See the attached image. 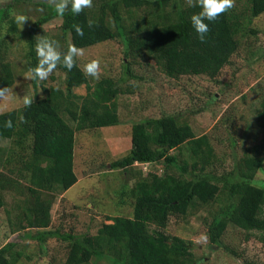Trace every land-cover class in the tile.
<instances>
[{
  "label": "trees",
  "instance_id": "16d2710c",
  "mask_svg": "<svg viewBox=\"0 0 264 264\" xmlns=\"http://www.w3.org/2000/svg\"><path fill=\"white\" fill-rule=\"evenodd\" d=\"M187 1L92 0V5L79 14L71 11L69 3L61 15L51 0H6L0 1V31L5 30L6 35L19 32L18 16L13 10L18 4L31 3L43 13L28 29L25 59L30 70L39 61L36 44L46 37L44 26L61 18L62 38L70 37L77 49L123 39L127 45L123 62L126 75L131 73L128 59L145 54L169 76L204 74L216 78L231 65V56L240 49L247 34L258 36L252 25L254 19L264 15V0H248L245 11L232 3L215 20L205 19L209 31L203 41L191 23V16L202 10L201 5L199 0ZM140 12L144 14L135 16ZM130 19L133 22L129 23ZM77 26L81 33L76 31ZM1 36L0 32V89L9 91L15 74L6 57L10 45ZM62 38L52 35L50 40L57 46ZM63 55L56 68L66 74V91L45 88L43 98L0 113V138L11 143L9 148L0 147V211L7 204L3 196L6 192L25 197L26 188L34 201L28 207L31 200L26 199L28 205L20 207L21 215L15 220L10 218L13 228L44 229L42 241L66 242L65 262L54 264H102L104 260L107 264H195L193 242L169 236L164 230L172 216L187 218L200 206L215 204L212 221L204 218L210 249L224 247L231 251L222 240L230 227L264 239V182L256 179L264 163V139L246 149L233 170L219 176L217 171L211 172L217 160L211 139L197 135L189 120L181 115L135 123L130 151L111 164L112 170H127L136 164L163 165L164 174L140 172L129 191L123 189L117 204L130 203L132 212L123 208L118 215L108 216L112 222L104 223L96 234L49 231L52 200L43 196L52 193L54 201L57 192L68 191L77 184L76 134L120 124L117 98L121 91L117 81L108 77L92 83L76 56L74 67L68 70L62 63ZM84 85L88 90L85 96L74 94ZM213 98L217 100L215 95ZM257 109L264 135V96ZM9 120L11 127L6 126ZM237 142L233 139L234 149ZM183 148L189 152L187 158L175 154ZM172 168L180 175H174ZM22 180L28 186H23ZM6 213L9 214L7 209ZM16 247L17 243L11 242L0 249V264H16L22 256Z\"/></svg>",
  "mask_w": 264,
  "mask_h": 264
},
{
  "label": "rangeland",
  "instance_id": "374dc122",
  "mask_svg": "<svg viewBox=\"0 0 264 264\" xmlns=\"http://www.w3.org/2000/svg\"><path fill=\"white\" fill-rule=\"evenodd\" d=\"M0 1L3 3L6 0ZM247 2L233 0L240 11H245ZM13 13L24 16L26 20L23 24L19 23V32L14 35H6L4 28L0 31L1 38L10 45L6 57L15 74L14 85L0 96V113L23 107L26 99L34 101L43 98L45 88L56 87L66 91V74L62 70L55 68L46 79L36 78L35 81L27 66L28 29L43 12L29 3L18 4ZM123 14L124 17L128 15ZM143 14L140 12L135 16ZM61 24L62 19L56 18L45 25V36L49 39L52 35L62 38ZM252 28L257 30L258 36L247 34L248 37L241 41L240 49L231 56V65L223 68L216 78L204 74L169 76L145 54L128 59L131 73L126 75L123 62L126 61L127 45L123 39L81 50L76 59L83 69L92 60L99 61V77L90 75L92 83L108 77L117 81L121 91L117 98L120 124L76 134L74 166L77 184L68 191L57 192L54 201L52 193H44L43 196L52 200L49 231L58 230L74 235L96 234L104 223L112 222L108 216L118 215L123 208L132 212L130 203L127 202L126 206L117 204L123 189L124 192L129 191L140 172L145 175L146 171L151 170L159 175L164 174L163 165L145 167L136 164L131 169L112 170L111 164L128 154L132 147V127L146 118L181 115L188 119L197 135H208L211 139L217 155L216 166L211 172L217 171L219 176L233 170L235 162L246 149L262 142L264 135L257 108L264 96V15L253 20ZM59 40L56 48L62 55L72 44L70 37ZM87 92L85 85L74 90V94L80 96H85ZM214 95L217 100H214ZM233 139L238 141L235 149ZM10 145L9 140L0 138L1 148H9ZM175 154L187 158L189 152L183 148L175 151ZM170 171L174 175L181 173L174 168ZM256 179L264 182V163ZM22 182L23 186H28L27 182ZM25 191V197L9 192L3 195L7 204L0 211V249L16 242V250L22 254L16 264L65 262L68 252L66 242L57 239L42 241L41 232L44 229L27 227L17 230L11 226L10 218L15 220L21 215L23 209L20 207L28 205L26 199L31 200L28 207L34 202L26 188ZM214 212L216 204L200 206L187 218L172 216L164 232L193 242L195 264H264V239L259 234L249 235L230 227L222 240L231 251L224 247L209 248L204 218L210 223ZM102 264L107 262L104 260Z\"/></svg>",
  "mask_w": 264,
  "mask_h": 264
},
{
  "label": "clouds",
  "instance_id": "9594fccd",
  "mask_svg": "<svg viewBox=\"0 0 264 264\" xmlns=\"http://www.w3.org/2000/svg\"><path fill=\"white\" fill-rule=\"evenodd\" d=\"M54 3L56 11L63 15L65 10L71 3V11L79 14L84 7H90L92 0H51ZM202 10L199 13L191 16V23L194 25L195 31L199 34L201 41L205 39V33L209 31V25L205 23V19L211 21L215 20L218 14L225 12L232 7L233 0H199ZM26 18L24 16H18L17 22L23 24ZM76 31L81 33L79 26L76 27ZM36 52L39 57L38 64L31 70L32 78H39L41 80L46 79L50 72L56 68L57 63L61 62V53L57 51L55 42L47 37L38 39L36 44ZM81 53L80 49L75 46H70L68 51L63 55V65L71 70L74 67V56ZM84 71L91 75L93 78L99 77V61L92 60L86 66ZM8 89H0V95L7 92ZM26 104L31 103L30 99L25 100ZM6 126L11 127V120L6 122Z\"/></svg>",
  "mask_w": 264,
  "mask_h": 264
}]
</instances>
